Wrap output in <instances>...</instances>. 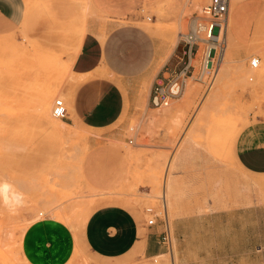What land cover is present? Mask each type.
I'll return each instance as SVG.
<instances>
[{"label": "rangeland", "instance_id": "obj_1", "mask_svg": "<svg viewBox=\"0 0 264 264\" xmlns=\"http://www.w3.org/2000/svg\"><path fill=\"white\" fill-rule=\"evenodd\" d=\"M207 1L143 2L129 20L108 24L110 18L93 6L88 8V0H23L20 27L0 34V190L7 188L0 196V264H31L22 253V236L31 224L47 217L72 227L76 246L69 264H82L80 260L93 264L96 259L84 246L82 234L92 213L101 206L128 207L137 218L139 231L144 228L145 232V208L161 209L171 226L177 254L175 237L182 218L264 202V178L242 173L235 155L240 133L264 116V7L253 24V38L242 40L240 6L233 27L239 44L234 54L237 62L225 65L226 51L211 88L188 79L195 88L189 97L180 95L162 108L149 106L150 89L159 70L163 71L156 81L178 75L189 63L181 37ZM122 24L142 27L156 44L151 72L137 84L134 107L127 112L126 89L116 80L124 91L126 107L115 124L101 130L71 126L58 132L61 125L52 109L56 98L69 94L65 91L68 71L80 52L82 35L89 27L97 36ZM80 27L83 29L70 43ZM175 39H179L176 45ZM253 57H260L257 68L250 65ZM191 62L198 70V58ZM45 104L51 110L47 119L39 110ZM135 127L136 133L132 131ZM130 138L134 144L128 142ZM102 147L109 150L100 152L97 160V149ZM122 147L130 154L127 184L116 189V195L92 191L83 173L88 153L96 155L101 170L111 172L120 165ZM165 179L169 184L166 193ZM243 185L247 191L241 192ZM12 190V195L19 192L20 204H16L18 195H10ZM162 193L168 197L164 208ZM232 220L222 213L194 221ZM141 234L136 246L111 264H162L157 255H145V236ZM167 264H172V259Z\"/></svg>", "mask_w": 264, "mask_h": 264}, {"label": "crops", "instance_id": "obj_2", "mask_svg": "<svg viewBox=\"0 0 264 264\" xmlns=\"http://www.w3.org/2000/svg\"><path fill=\"white\" fill-rule=\"evenodd\" d=\"M154 1L156 0H90L91 6L110 18L108 24L129 20L143 2L150 4ZM240 6V38H253V24L264 7V0H243L242 5L240 3L236 8L232 24V33L236 38L233 27ZM23 18V0H0V34L19 28ZM80 29L83 27L72 35L70 43ZM147 33L134 24L115 25L109 27L107 35L100 32L97 36L90 27L89 32L87 28L80 52L72 63V70L81 77L72 90L69 84L65 86V91L69 93L67 105H71L65 122L70 127L84 125L101 130L112 126L123 116L126 99L116 80L126 89L127 112L132 110L137 101V84L151 72L156 55L155 41ZM104 67L109 74L107 76ZM160 71H163L162 68L155 77L150 93ZM163 76L165 77V73ZM107 150L109 148H98L96 159L100 157V152ZM121 150L120 165L111 172L101 170L96 165L95 156L87 152L84 178L99 194L116 195V189L127 184L131 174L128 166L130 158L123 147ZM235 155L242 173L264 178V116H259L255 123L240 133L235 144ZM242 182L245 184L246 179ZM244 190L247 191L245 185L241 192ZM222 213H227L233 220L194 221L195 218L205 219ZM182 220L181 226L176 230L177 254L174 264H264V202L228 211L184 217ZM144 226L147 231L144 228L139 231L137 218L128 207L108 204L92 213L84 228L82 241L87 251L96 259L93 264L115 263L136 246L141 233L145 236V255L153 257L165 253L166 249L160 243L163 226L159 223L154 226H147L145 223ZM75 246L76 239L71 227L57 218L47 217L26 229L21 247L23 255L31 264H69Z\"/></svg>", "mask_w": 264, "mask_h": 264}, {"label": "built area", "instance_id": "obj_3", "mask_svg": "<svg viewBox=\"0 0 264 264\" xmlns=\"http://www.w3.org/2000/svg\"><path fill=\"white\" fill-rule=\"evenodd\" d=\"M230 5L231 0H208L200 13L193 17L190 30L181 37L189 63L178 75L155 83L150 93V105L154 108L168 106L172 99L182 94L187 78H194L206 88L212 86L227 50V21ZM196 58L199 60L198 70L191 62ZM259 64L260 57H253L250 62L251 67L257 68ZM52 113L54 117L62 120L68 118L69 109L63 98L55 99ZM132 131L136 133L138 127ZM128 142L134 144V138H130ZM161 207L164 208L163 200ZM160 210L154 206H147L144 210L148 216L146 224L154 226L162 221L163 231L160 243L169 253L171 249L173 250V235L169 221Z\"/></svg>", "mask_w": 264, "mask_h": 264}, {"label": "bare ground", "instance_id": "obj_4", "mask_svg": "<svg viewBox=\"0 0 264 264\" xmlns=\"http://www.w3.org/2000/svg\"><path fill=\"white\" fill-rule=\"evenodd\" d=\"M28 3V2H27ZM240 3H241V0H231V5H230V13H229V15H228V21H227V36H228V42H227V58H225V60H224V63H225V65H229V64H232V63H235V62H237L236 61V59L234 58L235 56H234V54H235V52H236V50L238 49V46H239V44H238V39L233 35V33H232V24H233V13H234V11L236 10V8L240 5ZM32 4V3H31ZM195 5V4H194ZM91 7V2H90V0H88V8H90ZM184 13H185V10H184V12L182 13L183 14V16H184ZM85 34H83L82 35V37L84 36ZM103 40V39H102ZM179 40V39H178ZM178 40L177 39H175L174 41H173V44L174 45H176V43L178 42ZM33 45V44H32ZM18 50V49H17ZM20 51V50H19ZM18 52V51H17ZM75 60V58L73 59V61ZM239 60V59H238ZM261 62V61H260ZM223 63V62H222ZM221 67V66H220ZM220 69V68H219ZM218 73V72H217ZM13 74V73H12ZM68 78H69V85H70V88H71V90L73 89V87L75 86V84L77 83V80H78V78H80L81 76L80 75H76L75 73H74V71L71 69V70H69L68 71ZM217 76V75H216ZM188 79H192V78H187L186 79V85H185V88H184V90H183V92H182V94H181V96L180 97H182L184 94V96L183 97H189L191 94H193V92L195 91V88H194V86H192L191 85V83L190 82H187L188 81ZM215 80H216V78H215ZM215 82V81H214ZM214 82H213V84H214ZM187 83H188V86H187ZM213 84H212V86H213ZM211 86V87H212ZM211 87H208L207 88V90L209 89V88H211ZM65 97H64V99H66L67 100V103L69 102V94H66L65 93V95H64ZM178 98V97H177ZM174 99H176V98H174ZM173 100V99H172ZM169 105H170V103H169ZM168 105V106H169ZM68 106V105H67ZM162 108V107H161ZM169 108V107H168ZM39 110H40V113H41V115L43 116V117H45L46 119H47V117H49L50 116V114H51V110H50V107L49 106H46V104L43 106V105H41V107H39ZM165 110V109H164ZM57 120H59V122H60V125H61V127L60 128H58V132H61V133H63V132H65V131H67V130H69V128H70V126L64 121V120H62V119H59V118H57ZM67 140V139H66ZM129 148V147H128ZM129 153V152H128ZM130 155V154H129ZM169 165H170V163H169ZM159 174V173H158ZM166 177V176H165ZM157 179H159V177L157 176ZM159 182V181H158ZM86 183V182H85ZM7 186V185H6ZM12 187V186H11ZM45 187V186H44ZM90 187V186H89ZM155 187H157V186H155ZM6 188V187H5ZM91 188V187H90ZM7 189V188H6ZM6 189H3L4 190V192L2 191V190H0L3 194L2 195H0V196H3V195H5L4 193H5V190ZM154 189H156V188H154ZM167 189H169V184L167 183V180L165 179V182H164V193H166V190ZM28 190V189H27ZM17 191V190H16ZM92 191H94V189L92 190ZM12 192H15L14 190H12L11 191V194L10 195H12ZM8 193V192H7ZM19 192L17 191V193H16V195H12V197H14V198H16L17 197V195H18V199H16L17 201H16V204H17V202L18 201H20L19 200V194H18ZM26 193V192H25ZM1 194V193H0ZM15 194V193H14ZM7 195V194H6ZM51 195V194H50ZM162 195H163V193H162ZM161 195V196H162ZM6 197V196H5ZM20 197H21V195H20ZM46 198V197H45ZM163 199H164V201H165V207H167V204H166V202H167V198L165 197V194L163 195V197H162ZM10 199H12V198H10ZM97 199V198H96ZM12 200H14V199H12ZM35 200V199H34ZM12 202V201H11ZM31 202V201H30ZM30 202H29V204H30ZM44 202H46V201H44ZM19 203V202H18ZM21 203V202H20ZM19 203V204H20ZM4 204V203H3ZM25 204V203H24ZM48 204H49V202H48ZM26 205V204H25ZM84 206V205H83ZM11 207V206H10ZM27 207V206H26ZM28 208V207H27ZM11 209V208H10ZM166 209V208H165ZM164 210V209H163ZM165 211V210H164ZM167 212V215H168V211H166ZM41 215H43L44 213H40ZM39 217V216H38ZM34 219V218H33ZM39 219V218H38ZM67 220V219H66ZM72 228V227H71ZM5 245V244H4ZM20 255V254H19ZM158 256V258H161L162 259V264H167L171 259H172V263L174 264L175 263V252L172 250L171 251V254L169 255V254H158L157 255ZM21 257V256H20ZM79 259V258H78ZM82 262V264L84 263L83 262V260H80V263Z\"/></svg>", "mask_w": 264, "mask_h": 264}]
</instances>
